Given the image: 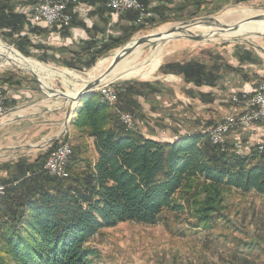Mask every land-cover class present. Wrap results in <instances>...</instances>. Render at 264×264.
<instances>
[{"label":"trees","instance_id":"1","mask_svg":"<svg viewBox=\"0 0 264 264\" xmlns=\"http://www.w3.org/2000/svg\"><path fill=\"white\" fill-rule=\"evenodd\" d=\"M213 2L197 0L195 12ZM11 6V0H0V36L24 57L35 58L19 36L23 16L14 14ZM175 21L162 20L156 27ZM142 30L144 26L134 25L124 37L110 38L87 62L66 61L63 66L87 72ZM160 71L187 82L212 84L197 62L175 63ZM3 84L21 86L12 73H4ZM130 90L119 94L122 104L130 101ZM70 127L72 140L83 144L91 140L97 157H86L84 145L74 146L67 177H53L44 170L51 150L33 161L0 165V185L6 189L0 196V264H95L100 257L90 241L103 229L122 223L149 227L173 223L211 231L227 220V194L264 198V155L222 152L211 145L209 134L210 141L203 134L164 143L143 137L129 131L97 94L77 103Z\"/></svg>","mask_w":264,"mask_h":264},{"label":"rangeland","instance_id":"2","mask_svg":"<svg viewBox=\"0 0 264 264\" xmlns=\"http://www.w3.org/2000/svg\"><path fill=\"white\" fill-rule=\"evenodd\" d=\"M196 1L197 0L193 3H196ZM213 1H215L213 2L214 4L202 6L200 7L201 9L199 12L196 13L194 11L196 8L195 5L193 7L191 5L193 3H190V0H187L185 2V14L180 17V21L178 20L159 27H156L158 23L153 21L155 15L154 18L147 20L145 24H137L135 21V25H142L145 30L139 31L128 43L142 37L154 35L167 26L181 25L184 22H191L203 18H215L220 19V23L223 25L232 26L246 20L243 19V13L245 10L264 13V0H222L220 3L217 0ZM194 12L196 14H194L193 17H190ZM112 28L111 30H113ZM190 32L195 36L203 34V32L198 29H193V31ZM21 38H23V36ZM215 38L214 42H195L186 38L168 41L163 44V57L155 69L156 72L153 74L154 80H118L109 84L114 88L120 87V90H124L121 88L122 85H130L132 83L139 85H160L163 81V83L167 85L168 82L172 83L174 80H178V77L175 75L161 73V67L167 63H187L186 61L191 60L208 61L210 55H213L214 53L222 52L227 54L232 48L235 49V47L240 46L249 48L255 53H263L264 34H245L235 40L228 41L221 39V35L219 34L215 35ZM13 39L15 40L16 38L13 37ZM0 40L16 49L14 45H11V42H7L2 36H0ZM148 48L150 49V47L146 45L145 50L149 51ZM118 50L120 49L114 50L106 57L99 59L96 65L87 72L73 71L55 64L39 62L47 67L50 66V68L68 71L71 74L78 75H72L66 79L63 78L62 75L57 76L54 74L52 76L51 89L71 95L85 86L84 83L88 79L89 72L94 70L101 62H105V67L102 71V73H104ZM31 59L38 61L35 58ZM4 73H12L16 75L21 86L9 88L7 84H3ZM214 80L219 81L217 78ZM0 85L8 87L7 92H5V101L11 96H8L9 92L15 94L20 93V95L23 93L21 97L26 98L25 96H27L28 101H31L25 103L26 101L23 99V106L13 110L11 109V105L9 107L5 106L6 113L0 116V125L12 119L13 114L23 110H29L30 112L33 107L34 109L37 108L41 110L43 107L55 108L59 106L71 111V109L75 108V105H77V103H70L67 99L61 97H49L50 94L45 93L41 89L43 88L42 85L39 84L30 73L18 71L12 66L4 65L1 61ZM95 90L96 89H94L90 95H96L97 93ZM146 90H148V88H146ZM230 98L231 96L229 95L227 97V102L233 106ZM28 107L29 109H27ZM116 107L117 109L119 108L117 105ZM233 108L238 110V112L239 110L241 111L240 108L235 106H233ZM113 111L118 116L120 122L127 127V125L121 121L120 115L117 114L115 110ZM121 113L129 114L128 112L123 111H121ZM20 114L23 116L27 115L26 112ZM141 118L137 117V115L134 116V124L136 125V128L139 123L141 124L139 125L140 128L142 127V129L145 130L144 134H142L143 137H152L161 143L171 141L176 137L179 138L178 131H180V129L178 127L167 128L164 124L157 122H154V126L156 127V130L153 131L155 132L154 135L149 136L151 135V127L148 123L150 121H143V119L147 118ZM227 118L228 117L226 116L223 121ZM223 121L219 123H222ZM186 122L187 121H185V126ZM219 123L210 126H208L207 123L205 125L203 124V128L205 127V135L209 141L210 138L207 131H209L210 127L216 126ZM258 126L260 125H256L255 131H253L254 137L259 139V141L264 142V135L262 137L257 135L256 128ZM67 129L68 131H58L56 134L57 136L50 140H46L48 137H44V134L39 136V133H36L35 137L31 135L34 131H23V148L13 147L7 150V152H0V165L4 163H13L20 159H29L30 161H33L39 156V154H45L46 152H49V150L52 152L63 140L69 142L72 153L74 146H78L79 144L86 146L84 155L95 160L97 156L92 141L88 140L86 141V144H83V141L75 142L72 140V129L70 124H68ZM133 130H135V127ZM137 132L140 133L141 131ZM235 132L237 133V131L233 130L231 134L227 135L226 143L228 148L232 147L238 140H240V142L247 141L246 143L249 142V146L255 147H257L258 143H261L255 141V139L253 140L255 142L248 141L250 139L249 136H247V138L245 136L241 137L242 139L238 138V140H235L232 143L231 137ZM210 143L221 151L219 146H215L211 141ZM246 143L245 145L248 146ZM38 149H42L43 152H37ZM250 150L251 153L255 152L254 147L250 148ZM256 152L259 153L258 151ZM234 153L237 155H244L241 153ZM225 206L226 210L224 213L227 220H220L218 225L211 231L190 230L187 225L184 226L182 224L173 223L168 227L161 224L149 227L135 223H122L115 228L103 229L90 241V246L98 251L100 257L99 262H95V264H264V198L252 193L241 195L240 193L233 192L226 195Z\"/></svg>","mask_w":264,"mask_h":264},{"label":"crops","instance_id":"3","mask_svg":"<svg viewBox=\"0 0 264 264\" xmlns=\"http://www.w3.org/2000/svg\"><path fill=\"white\" fill-rule=\"evenodd\" d=\"M186 1L139 0L145 8L155 15L154 21L157 23L166 19L179 20L185 14ZM32 2L31 0H11L13 13L23 16V32L19 35L20 37L23 36V47L35 59L60 67H64L66 61L79 62L80 64L87 62L91 55L107 43L110 38L127 35L130 29L134 27L136 15H138L136 11L132 10L124 15L115 16L104 0H80L77 5L68 6L67 11L72 15L70 26L55 25L48 27L40 25L27 32ZM193 2L195 0H190V3ZM194 4L191 5L194 7ZM19 36L16 35L14 38L18 39ZM26 42L28 43L26 44ZM262 51L263 53L259 54L240 46L235 47V49L232 48L227 54L214 53L210 55L208 61H186L187 63L197 62L202 66L204 74L212 78L213 87L206 81L203 84L187 82L182 76H177L178 80H174L172 83L168 82L167 85L163 81L162 84L159 83L160 85L132 83L122 85L121 88L124 90H120V87L114 88L117 93L116 105L119 110L128 112L133 117L137 115L139 118H147L143 121H150L148 122L151 127V135L149 136H153L155 133L153 132L156 130L154 122L164 124L167 128L178 127L180 129L178 131L179 137L183 134L205 135L203 124L214 125L223 121L226 116L229 117L238 113V110L228 104L227 97L229 95L239 97L243 94L253 95L257 85L264 82V49ZM175 63L184 64L185 62L167 63L161 68ZM216 78L219 81H215ZM205 79L207 77H203V80ZM125 89H131V96L128 103L122 104L119 94ZM21 95L20 93L9 92L8 96L10 97L6 100L11 105L12 110L22 107L23 99L26 101L25 103L31 102L28 101L27 96L24 98ZM125 104L128 105L125 106ZM74 109L70 111L58 106L55 108L43 107L39 110L33 107L30 112L23 110L13 114L12 119L0 125V152H7L13 147L23 148V131H34L31 135L35 137L36 133H39V136L44 134V137H48L46 140L53 139L57 136L58 131L65 130L68 122L71 121ZM23 112H26L27 115L21 116L20 113ZM185 121H187L186 126ZM139 125L141 124L139 123ZM139 125L137 130L125 127L129 131H135L134 133L142 135L145 130ZM137 131L141 132L138 133ZM256 132L258 136L262 137L264 127L258 126ZM145 137L147 138V136ZM241 137L244 135L238 131L235 132L231 137L232 143ZM37 152L43 151L38 149Z\"/></svg>","mask_w":264,"mask_h":264},{"label":"built area","instance_id":"4","mask_svg":"<svg viewBox=\"0 0 264 264\" xmlns=\"http://www.w3.org/2000/svg\"><path fill=\"white\" fill-rule=\"evenodd\" d=\"M33 1L30 7V14L28 17L27 32L40 26L46 25L53 27L59 25L60 27H68L72 23V15L68 13L69 5H77L80 0H31ZM107 7L111 9L115 16L124 15L128 11H136L138 17L137 24H145L147 20L154 18V14L145 8L139 0H104ZM8 87L0 85V116L6 113L5 108V92ZM96 93L99 96L100 102L109 105L120 115L121 121L127 125L128 128L137 130L134 124V117L129 114H123L117 109V93L111 84H101L96 88ZM233 106L240 108L241 111L237 114L229 116L222 123L210 127L207 134L210 135L212 142H218L222 152H241V154L251 153L250 148L254 147L255 152L258 151L264 154V142L254 137L256 125L264 127V82L257 85L253 95L243 94L241 97L232 95L230 98ZM70 124V121L68 122ZM68 124L65 131H68ZM233 130L243 134L248 141H259L257 147L249 146V142H240L238 140L232 147L228 148L226 143L227 135L231 134ZM178 137L169 142L178 141ZM58 140V139H57ZM253 141V142H255ZM245 143L248 145L246 146ZM72 155V150L69 142L61 141L48 156L44 170L49 174L65 178L67 177L66 165ZM6 192L5 186L0 185V196H4Z\"/></svg>","mask_w":264,"mask_h":264},{"label":"bare ground","instance_id":"5","mask_svg":"<svg viewBox=\"0 0 264 264\" xmlns=\"http://www.w3.org/2000/svg\"><path fill=\"white\" fill-rule=\"evenodd\" d=\"M259 16L262 17L260 20L240 25V27L235 32L222 34L221 39H223L224 41H228V40H235L238 37L243 36L245 34H264V13H257L252 10H245L243 13V19H252L254 17H259ZM217 20L221 22L220 19ZM179 26L180 25L171 26V27L167 26L165 28H162L158 33L154 34V35H158V34L162 35L161 38H151L149 43L135 49L127 58H125L116 67V69L110 75H108L102 81L101 84H109L118 80H125V81L134 80V79L152 80L154 78L153 74L154 72H156L155 69L159 65L163 57V48H162L163 44L168 41H171V38H175L178 35V34H174V35L166 36V33H168L171 29ZM193 29L201 30L203 34H208L212 31L204 27H192L190 28L189 31H193ZM215 39H216L215 36L209 35L206 41L214 42ZM146 45L150 47V49L148 48L149 51L145 50ZM0 61L6 66H12L16 69H22L28 73L34 72L38 76V79L43 87L41 89L45 93H48V91L52 88L51 81H52V76L54 74L57 76L62 75V77L65 79L72 75H76V74H71L68 71H62V70L50 68V66L47 67L39 61H36L31 58H26L16 49L5 44L1 40H0ZM104 67H105V62L99 63L94 70L89 72L88 79L85 81V83L83 82L84 85L97 79L104 70ZM83 88H81L79 91L75 92L74 94H71L70 96L75 97ZM213 143L219 146L218 142H213ZM236 153H241V152H236Z\"/></svg>","mask_w":264,"mask_h":264},{"label":"water","instance_id":"6","mask_svg":"<svg viewBox=\"0 0 264 264\" xmlns=\"http://www.w3.org/2000/svg\"><path fill=\"white\" fill-rule=\"evenodd\" d=\"M261 18L262 17L259 16V17H254L252 19H246L232 26L223 25L215 18H203V19H198V20H194L191 22H186V23L184 22L179 27H175L171 29L168 33H166V36L178 34L177 37L171 38V40L186 38L188 40H192L195 42H204L208 39L209 35L215 36L218 34L222 35V34L232 33V32H235L240 27V25L250 23L253 21H257V20H260ZM192 27H204L212 31L208 34H201V35L195 36L189 31L190 28ZM161 37L162 35L160 34L142 37L120 48V50H118L117 53L113 56L112 62L107 67V69L104 71V73H102L94 81L87 83L84 86V88L75 97H72L68 94L61 93L59 91H55L53 89H50L48 91V93L50 94L49 97H61V98L67 99L70 103H78L79 101H81L82 99L90 95L93 92V90L96 89L99 85H101L102 81L108 75H110L116 69V67L125 58H127L135 49L149 43L151 38H161ZM17 70L24 71L22 69H17ZM30 74L34 77L35 80H37L39 84H41V82L38 79V76L34 72H31Z\"/></svg>","mask_w":264,"mask_h":264}]
</instances>
